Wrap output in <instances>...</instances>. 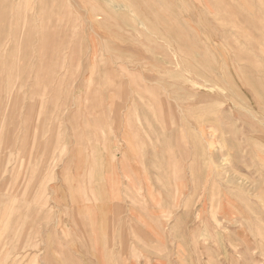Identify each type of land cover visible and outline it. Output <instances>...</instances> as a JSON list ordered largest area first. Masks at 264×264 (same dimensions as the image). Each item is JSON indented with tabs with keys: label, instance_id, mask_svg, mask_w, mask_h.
<instances>
[{
	"label": "rangeland",
	"instance_id": "1",
	"mask_svg": "<svg viewBox=\"0 0 264 264\" xmlns=\"http://www.w3.org/2000/svg\"><path fill=\"white\" fill-rule=\"evenodd\" d=\"M0 264H264V0H0Z\"/></svg>",
	"mask_w": 264,
	"mask_h": 264
},
{
	"label": "bare ground",
	"instance_id": "2",
	"mask_svg": "<svg viewBox=\"0 0 264 264\" xmlns=\"http://www.w3.org/2000/svg\"><path fill=\"white\" fill-rule=\"evenodd\" d=\"M179 56V55H178ZM180 58V57H179ZM91 169V168H90ZM90 173H92L91 171H89ZM88 172V173H89ZM90 173H89V175H90ZM43 189H44V187H43ZM92 194V193H91ZM93 195V194H92ZM212 216V215H211ZM91 227V226H90ZM89 228V227H88ZM215 231V230H214ZM216 232V231H215ZM205 242V241H204ZM231 246V245H230ZM235 251V250H234Z\"/></svg>",
	"mask_w": 264,
	"mask_h": 264
}]
</instances>
